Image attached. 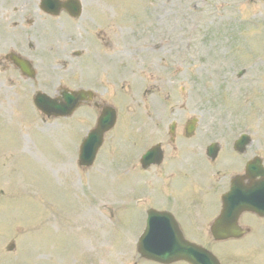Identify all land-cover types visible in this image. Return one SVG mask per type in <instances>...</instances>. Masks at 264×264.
Segmentation results:
<instances>
[{
  "label": "rangeland",
  "instance_id": "1",
  "mask_svg": "<svg viewBox=\"0 0 264 264\" xmlns=\"http://www.w3.org/2000/svg\"><path fill=\"white\" fill-rule=\"evenodd\" d=\"M27 2L34 0H3L1 8L0 0V24L7 25L19 10L25 11ZM98 6L101 17L106 15L103 22L99 23L97 17L89 20L88 27L80 29L86 31L82 37L67 35L62 29L59 38L53 34L57 24L53 33H48L41 31V26L30 28L18 23L17 27L9 24L12 29L6 31L5 38L9 41L0 42V52L23 53L27 43L11 39L34 32V47L28 53L36 69L35 80H25L12 68L3 71L0 58V90L6 91L8 101H13L6 109L8 101L0 96V119L5 125L27 126L19 132L0 122V264H62L60 258L68 262L73 256L83 258L81 264H107V259L98 254L100 248H128L126 236L131 235L134 241L145 226V214L138 216L137 212L144 207L135 201L142 197L139 181L151 179V175L141 172L137 160L131 162L129 158L141 149L149 135L159 132L158 136H164L168 121L176 120L182 126L187 118L196 117L197 135L205 134L208 140L220 138L214 131L202 128L208 126L209 118L226 119L219 115L221 98L226 95L237 96L240 106L247 104L250 110L255 111L257 105L264 110L260 104H264V0H100ZM34 18L37 16L33 12L27 16ZM96 34L106 36L105 40L113 46L114 64L106 66L108 74L96 65L98 57L110 61L109 50L96 51L93 47L90 39L94 40ZM79 50L83 51V60L89 62L83 67V77L76 66ZM93 64L98 72L92 71ZM4 65L11 67L7 62ZM240 70H245L242 78L236 77ZM101 78L102 84L97 82ZM61 86L89 90L96 98L108 104L114 102L118 108L116 129L122 128L120 136L106 135L103 148L89 168L77 166L78 152L76 158L67 153L74 156L78 142L95 126L96 110L82 104L71 117L54 119L43 117L33 105L36 92L56 96ZM222 100L238 114L236 103ZM35 116V122L27 121ZM241 117L231 119L234 132L230 139L242 132L237 130L256 129L258 136L248 156L260 154L264 160V122L261 126L258 114L253 119ZM223 131L228 134L227 128ZM184 140L179 139L177 146L189 151L196 152L205 144V138ZM164 145L168 154H178L177 147L167 141ZM8 155L15 159L12 166ZM130 163L133 168L126 166ZM221 163L228 169H240L236 156L229 151L223 153ZM213 167L223 172L217 187L206 188L211 195V211L201 208L197 222L182 214L191 238L185 228L184 235L212 250L221 264H259L257 251L252 252L253 258L248 248L234 245L238 242L214 244L210 237L209 227L220 206L217 200L230 178L217 163ZM127 171L128 176H124ZM188 171L190 174L193 169ZM114 179L116 182L111 183ZM127 183L130 184L126 186ZM176 185V180L172 181L166 196L161 197L170 209L176 206ZM129 187L131 192L127 191ZM68 212L76 214L80 222L93 221L86 224H92L87 235L93 239L85 245L83 257L78 253V238L74 234L52 229L68 223L63 216ZM51 213H57L60 224L47 228L43 222H48ZM50 217L54 220V215ZM251 217L256 216L244 214L241 219L249 233L251 229L253 232L240 243L244 241L243 247L257 245L256 250L264 257V220L258 225L253 220L252 226ZM94 220L106 227H99ZM6 230L4 236L2 231ZM95 236H100L96 237V244ZM114 264L145 263L138 260L135 243L130 251L118 249Z\"/></svg>",
  "mask_w": 264,
  "mask_h": 264
},
{
  "label": "water",
  "instance_id": "2",
  "mask_svg": "<svg viewBox=\"0 0 264 264\" xmlns=\"http://www.w3.org/2000/svg\"><path fill=\"white\" fill-rule=\"evenodd\" d=\"M51 102H53V101H50L49 99L46 100V99L42 98V99L39 100V103H40L39 105H41V104L42 105H47V104L50 103L51 107H49V108H51L53 110L54 109H60L61 112H64L65 109H71L73 107V105H71V104H73V101H72L71 98L68 100V104L65 103V106L64 105H58V103H56V102H53V103H55L58 107L56 105L53 106V104H51ZM91 160H92V157H88L89 163L91 162ZM162 217H164L167 220V224L169 226H173L174 227V224L171 222L170 217H168L166 215H163ZM215 235L218 236V233H215ZM145 238H147V235L145 236ZM143 248H144V251H143ZM156 249L157 248L154 246V247L151 248V250H149L148 247L147 248L144 247L143 239L141 240L140 252L145 253V255L147 257H149L147 254H153V255H155L154 258H156L158 256V254L156 253ZM176 249L177 250H171L170 252H168V254L169 255L170 254H172V255L173 254H175V255L183 254V253L186 252V250L188 248L185 249V247L181 243H178L176 245ZM203 253H205V252H203ZM203 253H201L200 251L195 253V255L193 256L192 260H189L190 263L191 264H218L216 259L214 257H212L209 253H206V254H203ZM168 254H166V253H164V254L161 253L160 254L159 253L160 260L165 262V263L172 262L174 260V258H168Z\"/></svg>",
  "mask_w": 264,
  "mask_h": 264
},
{
  "label": "bare ground",
  "instance_id": "3",
  "mask_svg": "<svg viewBox=\"0 0 264 264\" xmlns=\"http://www.w3.org/2000/svg\"><path fill=\"white\" fill-rule=\"evenodd\" d=\"M101 224V223H100ZM95 237H100V236H95ZM90 239H93V238H83V243H82V245L83 246H85L87 243H88V241L90 240ZM94 244H96V240L93 242ZM114 251H117V249H114V248H112L111 250H108V249H103V248H100V255L101 256H103L104 258H106L107 259V264H112V261L109 259V256L114 252ZM114 254H112V256H113ZM92 264H95V263H92Z\"/></svg>",
  "mask_w": 264,
  "mask_h": 264
},
{
  "label": "flooded vegetation",
  "instance_id": "4",
  "mask_svg": "<svg viewBox=\"0 0 264 264\" xmlns=\"http://www.w3.org/2000/svg\"><path fill=\"white\" fill-rule=\"evenodd\" d=\"M27 25H28V27H30V26H33L34 24L31 20H28Z\"/></svg>",
  "mask_w": 264,
  "mask_h": 264
}]
</instances>
